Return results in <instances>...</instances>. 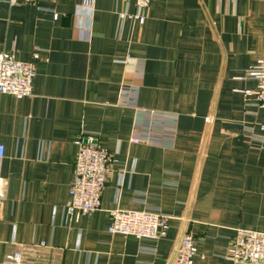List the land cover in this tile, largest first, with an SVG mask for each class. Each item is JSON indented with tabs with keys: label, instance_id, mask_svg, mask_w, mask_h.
I'll use <instances>...</instances> for the list:
<instances>
[{
	"label": "crops",
	"instance_id": "1",
	"mask_svg": "<svg viewBox=\"0 0 264 264\" xmlns=\"http://www.w3.org/2000/svg\"><path fill=\"white\" fill-rule=\"evenodd\" d=\"M134 12L0 0V51L35 67L31 96L0 95V260L172 264L191 234L192 264H232L236 229L264 231V112L245 77L264 56V0H151L144 24L120 18ZM80 131L110 162L100 208L75 216ZM116 208L167 214L166 234L110 235Z\"/></svg>",
	"mask_w": 264,
	"mask_h": 264
},
{
	"label": "built area",
	"instance_id": "2",
	"mask_svg": "<svg viewBox=\"0 0 264 264\" xmlns=\"http://www.w3.org/2000/svg\"><path fill=\"white\" fill-rule=\"evenodd\" d=\"M9 6H17L39 0H3ZM94 0H82L84 7H92ZM124 2L130 0H122ZM135 12L132 15L121 13L120 18H132L144 24L146 10L151 0H132ZM56 17V16H54ZM34 60L38 55L34 54ZM35 77L34 62L16 60L13 53L0 51V95L8 94L21 99L32 95ZM245 77L257 82L255 102L264 112V56L246 70ZM264 131V124L260 125ZM145 139L134 136L132 143ZM76 155L69 186V198L65 204L69 215H84L100 208L101 194L109 170L110 158L99 144L98 136L92 132L80 131L75 139ZM4 156V146L0 145V159ZM2 206V180L0 178V208ZM110 224L107 233L136 239H156L166 234L169 216L158 210L133 211L113 209L109 211ZM197 255L195 239L184 234L176 250L172 264H192ZM232 264H264V231L236 229L232 239ZM0 264H33L24 260L20 251H14L0 260Z\"/></svg>",
	"mask_w": 264,
	"mask_h": 264
}]
</instances>
